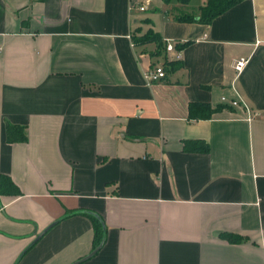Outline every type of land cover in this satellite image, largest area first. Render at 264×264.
<instances>
[{"label": "crops", "instance_id": "crops-1", "mask_svg": "<svg viewBox=\"0 0 264 264\" xmlns=\"http://www.w3.org/2000/svg\"><path fill=\"white\" fill-rule=\"evenodd\" d=\"M189 4L0 0V175L19 191L0 196V264H264V0L208 24L178 20ZM143 31L189 44L158 53Z\"/></svg>", "mask_w": 264, "mask_h": 264}, {"label": "trees", "instance_id": "trees-1", "mask_svg": "<svg viewBox=\"0 0 264 264\" xmlns=\"http://www.w3.org/2000/svg\"><path fill=\"white\" fill-rule=\"evenodd\" d=\"M176 1L182 6L188 3V0ZM242 1L243 0H204L203 5L198 8V15L196 19H193L192 17H183L179 18L178 20L186 22L195 20L201 24H208L212 19L216 18L229 8ZM163 2L167 4L169 0H163ZM132 41L135 45L152 43L155 45L158 53L161 51V49L164 51L163 44L161 43L159 37L151 31H149L144 37H138V35L135 34ZM188 44L189 42H185L181 45H174V49L178 51ZM188 112L189 117L193 119H207L213 112H215V110H211L208 106L202 104H189ZM25 141V127L11 125L6 122L4 123V142L6 144L24 143ZM183 150L206 153L207 147L205 144L199 141H185L183 142ZM18 195L19 191L11 182V180L4 175H0V196L16 197ZM92 223L94 236L93 249H95L101 241L103 232L101 230L100 224L95 219H92ZM226 239L230 242H235V239L232 237H226Z\"/></svg>", "mask_w": 264, "mask_h": 264}, {"label": "built area", "instance_id": "built-area-1", "mask_svg": "<svg viewBox=\"0 0 264 264\" xmlns=\"http://www.w3.org/2000/svg\"><path fill=\"white\" fill-rule=\"evenodd\" d=\"M139 11H143V8H138ZM164 53L176 54L177 52L174 49V43L170 41H166L164 43ZM246 64V60L244 59H237L233 63V72L235 75H238L244 68ZM143 81L147 85H151L153 83L159 82L164 78V72L161 65L155 64L152 65L150 68L146 69L142 74ZM221 103H227L230 107L235 108L238 107L240 104L237 100H231L227 102L224 97L220 98ZM245 110V109H244Z\"/></svg>", "mask_w": 264, "mask_h": 264}, {"label": "rangeland", "instance_id": "rangeland-1", "mask_svg": "<svg viewBox=\"0 0 264 264\" xmlns=\"http://www.w3.org/2000/svg\"><path fill=\"white\" fill-rule=\"evenodd\" d=\"M198 4V0H190V11H191V9L193 10V12H195V14L197 15V13H196V11H197V5ZM149 31H143L142 33L141 32H138V37H144L145 35H147V33H148ZM162 50V49H161ZM162 56H164V55H162ZM163 57H161V59H162Z\"/></svg>", "mask_w": 264, "mask_h": 264}, {"label": "water", "instance_id": "water-1", "mask_svg": "<svg viewBox=\"0 0 264 264\" xmlns=\"http://www.w3.org/2000/svg\"><path fill=\"white\" fill-rule=\"evenodd\" d=\"M101 243H102V240L100 241V243L98 244V246L95 249H93L91 253H89V255H87L86 257H84L83 259H81L79 262L85 261L86 259L90 258L100 248ZM74 264H77V263H74Z\"/></svg>", "mask_w": 264, "mask_h": 264}]
</instances>
